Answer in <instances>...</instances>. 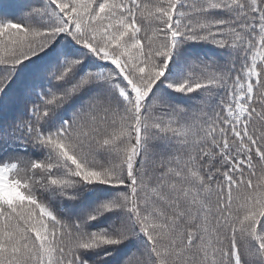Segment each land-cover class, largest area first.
<instances>
[{
    "label": "snow or ice",
    "instance_id": "6c2138e0",
    "mask_svg": "<svg viewBox=\"0 0 264 264\" xmlns=\"http://www.w3.org/2000/svg\"><path fill=\"white\" fill-rule=\"evenodd\" d=\"M0 264H264V0H0Z\"/></svg>",
    "mask_w": 264,
    "mask_h": 264
}]
</instances>
